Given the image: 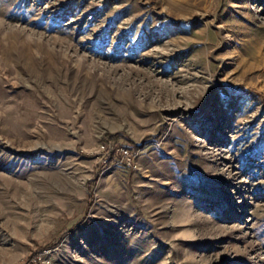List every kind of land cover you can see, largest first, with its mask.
<instances>
[{"label":"rangeland","instance_id":"374dc122","mask_svg":"<svg viewBox=\"0 0 264 264\" xmlns=\"http://www.w3.org/2000/svg\"><path fill=\"white\" fill-rule=\"evenodd\" d=\"M38 253L264 264V0H0V264Z\"/></svg>","mask_w":264,"mask_h":264},{"label":"built area","instance_id":"2783aa9c","mask_svg":"<svg viewBox=\"0 0 264 264\" xmlns=\"http://www.w3.org/2000/svg\"><path fill=\"white\" fill-rule=\"evenodd\" d=\"M121 151H123L125 154H129L128 147H121ZM48 262H47L46 258L42 256L41 253H38L35 255V257L33 259L28 261L27 264H48Z\"/></svg>","mask_w":264,"mask_h":264}]
</instances>
